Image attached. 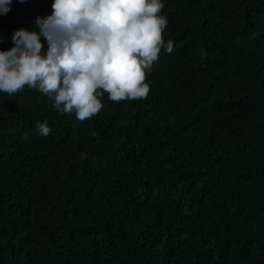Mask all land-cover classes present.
Instances as JSON below:
<instances>
[{
	"label": "trees",
	"instance_id": "trees-1",
	"mask_svg": "<svg viewBox=\"0 0 264 264\" xmlns=\"http://www.w3.org/2000/svg\"><path fill=\"white\" fill-rule=\"evenodd\" d=\"M53 2L12 0L0 50ZM161 2L147 98L0 92V264H264V0Z\"/></svg>",
	"mask_w": 264,
	"mask_h": 264
},
{
	"label": "clouds",
	"instance_id": "clouds-1",
	"mask_svg": "<svg viewBox=\"0 0 264 264\" xmlns=\"http://www.w3.org/2000/svg\"><path fill=\"white\" fill-rule=\"evenodd\" d=\"M11 3L0 0V14ZM163 7L161 0H54L51 15L36 18L38 31L17 30L14 46L0 50V92L36 89L80 121L98 114L105 93L117 103L147 98L146 74L165 47ZM37 127L49 135L46 121Z\"/></svg>",
	"mask_w": 264,
	"mask_h": 264
}]
</instances>
